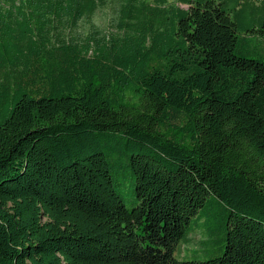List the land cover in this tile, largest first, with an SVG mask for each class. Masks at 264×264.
Returning a JSON list of instances; mask_svg holds the SVG:
<instances>
[{"label": "trees", "instance_id": "16d2710c", "mask_svg": "<svg viewBox=\"0 0 264 264\" xmlns=\"http://www.w3.org/2000/svg\"><path fill=\"white\" fill-rule=\"evenodd\" d=\"M244 5L0 0V264H264V0ZM186 240L221 254L176 258Z\"/></svg>", "mask_w": 264, "mask_h": 264}, {"label": "rangeland", "instance_id": "374dc122", "mask_svg": "<svg viewBox=\"0 0 264 264\" xmlns=\"http://www.w3.org/2000/svg\"><path fill=\"white\" fill-rule=\"evenodd\" d=\"M169 2H172L173 0H167ZM261 1L263 0H240V6L243 7V9H246L247 8V5H244L245 3H248V2H253L255 5L257 6H260L261 4ZM230 4V3H228ZM180 7L182 8H186V6L184 5H179ZM130 203V202H128ZM199 237L197 236L194 240H198ZM193 243L194 241H189V240H186L184 243H181V246H180V251L183 252V255L182 257L179 256V249L178 247L176 248L175 252H174V256L176 258H181V259H184V260H190L192 259L193 257L197 258L198 260H207L209 258H211L212 256H217L219 254H221V249H219V246L216 244H212L210 246H208V250H206V252L204 254H201V253H197V248H195L193 246ZM185 244V245H184Z\"/></svg>", "mask_w": 264, "mask_h": 264}]
</instances>
